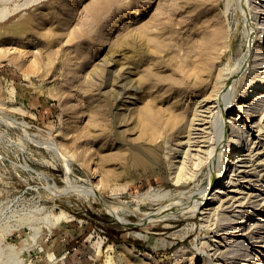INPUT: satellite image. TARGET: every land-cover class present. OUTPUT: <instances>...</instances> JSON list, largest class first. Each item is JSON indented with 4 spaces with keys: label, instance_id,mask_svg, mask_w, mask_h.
<instances>
[{
    "label": "rangeland",
    "instance_id": "1",
    "mask_svg": "<svg viewBox=\"0 0 264 264\" xmlns=\"http://www.w3.org/2000/svg\"><path fill=\"white\" fill-rule=\"evenodd\" d=\"M237 1L0 0V264H264V105L254 116L239 110L254 100L251 90L243 97L252 62L231 80L226 123L206 112L191 154L170 139L189 115L190 87L214 69L190 60L207 28L237 32L233 63L248 45ZM233 118L253 142L250 162H236L250 149L233 157L248 175L224 172L234 181L213 187L232 158ZM172 147L197 159L185 161L195 179L175 182ZM233 193L243 202L221 201ZM167 203L177 210L158 213ZM225 214L242 230L222 233ZM237 248L242 259L221 255Z\"/></svg>",
    "mask_w": 264,
    "mask_h": 264
},
{
    "label": "bare ground",
    "instance_id": "2",
    "mask_svg": "<svg viewBox=\"0 0 264 264\" xmlns=\"http://www.w3.org/2000/svg\"><path fill=\"white\" fill-rule=\"evenodd\" d=\"M238 1L236 3H237V6L239 5V7L241 9V14H242V17L244 18V22H245V24H244L245 26L243 28L245 40L249 41L247 43L248 45H245L244 48L242 49L241 58L237 59L234 63L232 62L233 60L231 58V52H233V44H234V40L237 37V32L230 33L229 32L230 29H228L229 28L228 26H227V31L226 32H224V30L222 31L220 29L213 30V29L207 28L206 34H205V38H204V42H203L202 46L199 48V50L197 51V54L195 55L196 58H194V57L190 58V60L191 59L194 60L193 62H197L200 59H205V60H207L208 64H210L209 62L213 63L212 66H214V69L211 72L210 80H209L208 84H202L201 83V84H198L196 86L190 87V89H189V101H188V104H189V107H190L189 115H187V117H185L186 120H184L179 126L175 127V129L171 132L172 138H170V139H173L171 141H174V143L172 145H181V146L183 145V146H186V149L184 148L186 150L185 153L187 152V153L191 154L190 152L192 150L191 149L192 145H196V144L199 143V141H201V139L199 138V136L201 137V134H199V133L208 132V131H206L207 130L206 127H208V126H206V127L204 126L205 123L209 122L208 119L205 120L206 119V117H205L206 116L205 115L206 112L211 113L210 111L214 108V112L216 111L217 117L219 119L223 118L224 122L226 120L225 119L226 114L232 112L230 110V108H231L230 103L233 100L231 98V95H232V93L234 91V87H233L234 85H233V83H231V80L233 79V77L236 74L241 73L242 66L244 64H246V63L249 64V62H252V66H253V70L252 71H253V73H255V75H252L250 77V81L245 84V91H243V97L245 98L247 96L245 93L251 90V92L253 93V95L251 97H253L252 99H254V100L251 101L252 104H248L247 103V107H243L244 105H246V103H245L246 101H241L239 103V110H240V108H242V111L245 113V116L249 117L251 115L254 116L255 112H258V111L260 112L261 111V105H264V44L261 45L262 44V39H263V43H264V0H240L241 1L240 4L238 3ZM234 7H235V5H234ZM239 20H240V18H239ZM252 21H255V26H254V22L252 24ZM252 38L256 42V44L254 46H252L253 45L252 41H251ZM252 50H253V52H252ZM222 56H226L227 57L226 58V60H227L226 63L227 64H226L225 67H221V65H220V60H221ZM250 56H253L251 61H250ZM202 62L200 63L201 67H203V65H204V64L202 65ZM204 63H205V66H206V62H204ZM257 67H259L262 70L258 71ZM208 68H209V66H208ZM225 89L227 91L224 93ZM227 97H228V99H227ZM251 97H249V99ZM242 100H244V99H242ZM223 107H225L227 110H225V108L223 109ZM215 108H216V110H215ZM262 111H261V113H262ZM263 113H262L261 117L264 116ZM211 115H209V116H211ZM214 120L212 121V124H213ZM240 121L241 120H239L238 118L237 119H235V118L231 119V124L233 125L231 127V130L233 131V134L229 135L230 148L227 150L226 153H229L230 155H232V158L229 161L228 166L225 165V167H223L221 169L222 175L225 172V176L226 175L228 176L229 173H231L233 175V174H235L236 171L243 172V174H241V178L239 177L240 175H238L239 178H235V181H240V179H242V177L245 176L244 172L246 171L245 169H240L246 163L245 164L241 163V164L237 165L236 162H239V163L240 162H245V161H249L250 162V160H251L250 156L253 153L252 152L253 149H252V146H251L253 144V142H251L252 144H249L247 141H246L247 143L245 142L244 133H243L244 129H243V126L241 125ZM218 122H219V120H218ZM258 129H260V128L258 127ZM258 129H257V131H259ZM212 131H213V129H212ZM260 131H261V129H260ZM211 132L209 134H211ZM195 133H197V134H195ZM204 134H206V133H204ZM221 134H222V130H220L219 136L217 137V140H216L217 144L221 140ZM181 136L185 137V140H182ZM202 139H205V138H202ZM46 143L50 144L49 142H46ZM246 147H248V148H246ZM172 149L174 151V153L172 151V154H173L171 156L172 158L173 157L175 158V157H178V156L181 157L183 149L181 150V148L177 149L175 147H172ZM249 149H250V152L247 153V155L249 154V156H247V158L241 157V158H238L236 160V162H234L233 157H237L239 151H242L241 155H243L245 150H249ZM195 152H197V151H195ZM185 153L183 152V154H185ZM187 153L185 155H187ZM192 154H193V152H192ZM193 156H195V155H193ZM191 157L192 156H190V162H193L191 160ZM187 160H188L187 163H190L188 158L186 160H184V158H182V157L180 159H174V160L172 159L171 160L170 168H174L175 169L172 172L175 173V177L174 176L173 177L175 178V180H176L175 182L177 184L178 183H184V182L194 178V172L193 173L191 172V174H190L188 172V170L186 169V165L187 164L185 165V161H187ZM195 160L197 161V159H195ZM196 161L193 162L192 164L191 163L190 164L195 166ZM212 161L214 163V160H212ZM197 163H198V161H197ZM190 164H189V166H190ZM198 164H196V166H198ZM235 165H237V168L235 167ZM250 165H251V163H250ZM251 166H253V165H251ZM254 167L255 166H253V168ZM185 170L187 171V174H189V175H186V171ZM195 174H196V172H195ZM183 175H184V177H183ZM225 179L226 178H224V175L223 176L219 175L218 180L217 179L215 180V183H214L213 187L214 186L217 187L218 185L225 184L226 182L230 183V182L234 181V178L231 177V176H230L229 180H225ZM248 180H249V178L247 179V181ZM239 187H240V185H239ZM70 188H72L74 190L75 189L76 190H82V191H84V192H86L88 194H91V195H93L95 197L100 198L101 201L105 202L104 198L100 197L95 190H91L89 188L82 187L80 185H72L70 183L65 186V189H70ZM207 190L208 189L206 188L204 191H201L202 194H203V192L206 193ZM233 191H234V189H230L228 191V193L229 192H233ZM239 192H240V190H239ZM156 194H155V196H156ZM167 194L168 193L164 192L163 194L159 193L158 195H160V196L163 195L164 197H167ZM207 194H208V192H207ZM207 194H203L202 197L200 196L202 200L193 201L194 204L191 205V210H194L196 205H198V204L201 205L203 199L205 198V196ZM248 194H251V193H248ZM260 194L261 193H259L257 196H259ZM247 195H246V198H247ZM227 196H228V194H227ZM227 196H226L227 199L224 198L221 201L222 202L224 201V202L227 203V201H229V200L231 201L232 199H234V201H232L234 203H236L237 201L240 202V203L243 202V201H241V199L238 196H236L235 193H233L229 197H227ZM250 197H251V195H250ZM209 198L210 199L211 198L212 199H217V198L220 199L221 196H219V197L218 196H215V197H211L210 196ZM244 198H245V196H244ZM248 198H249V196H248ZM250 199H248V200L245 199V200H246V202H251V203H254V202L257 201L256 199H255V201H254V199L253 200H250ZM232 202H231V205L233 204ZM210 203H208V204H210ZM229 205H230V203L228 204V206ZM244 205H245V203H244ZM222 206H224V204ZM217 207H218V205H217ZM109 208L111 209V211H115L114 207H112V208L109 207ZM176 208L177 207L173 206L171 203H167V204H164V206H162L161 209L159 208L158 213L167 212V211H171V210L173 212H175L177 210ZM185 208H187V207H185ZM179 209H182V208L179 207ZM209 209H207L206 211L201 210L204 213L206 212V217L208 216L207 215L208 212L210 214V211H208ZM221 210L218 209L217 211H221ZM194 211L193 212L191 211V212L194 213ZM239 211H241V210L239 209ZM115 212H117V211H115ZM212 212H211V214L214 215L215 211L213 213ZM221 213H222L221 215H224L223 212H221ZM152 214H154V213H152ZM171 214H170V216H171ZM225 215H226L225 216V221H226V218H227L228 222L226 223V225L222 224L223 225L221 227L222 233H226V234L232 233V234H234V233H236V232L238 233V231L242 230V229H235L237 227L235 224L238 221H234V219L238 218L239 216L238 217L237 216L231 217L229 214L228 215L225 214ZM238 215H240V214H238ZM246 215H248V213L245 214L243 217H245ZM116 216H117V214H116ZM167 216H168V214H167ZM241 217H242V215H241ZM207 218H210V217H207ZM149 219H150V217H149ZM239 222L241 223L242 221H239ZM208 226H210V224ZM225 229H227V230H225ZM240 234H243V233L241 232ZM258 236L260 237L261 235H258ZM225 238L227 240L226 244H230L231 240H232V242L234 241V239H230V238H228V236H225ZM258 240H255V241H258ZM239 241L240 240H238V242ZM235 244H237V243H235ZM240 245L247 246L245 243L240 244ZM239 249L238 248L235 249V250L234 249H231V250L225 249L224 251L221 252V255L229 254V256L225 257L227 259H229V258L242 259V256H244L246 254L238 253ZM225 258L223 259V261L226 260ZM221 259H222V257H221ZM203 261H205V260H203ZM206 262H207V260H206ZM206 264H210V263L207 262ZM231 264H233V263H231Z\"/></svg>",
    "mask_w": 264,
    "mask_h": 264
}]
</instances>
